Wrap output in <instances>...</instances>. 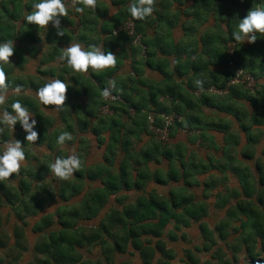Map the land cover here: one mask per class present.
<instances>
[{
  "label": "trees",
  "instance_id": "trees-1",
  "mask_svg": "<svg viewBox=\"0 0 264 264\" xmlns=\"http://www.w3.org/2000/svg\"><path fill=\"white\" fill-rule=\"evenodd\" d=\"M255 1L259 3V0ZM24 9L30 11V3L22 5L20 0H0V41L12 39L13 42H18L19 46L14 45L13 52V56L18 60L15 61L17 65H22L26 61L24 56L27 58L34 56L39 50L35 44L41 41V37L35 35L38 26L29 23L17 29V20L23 16ZM88 28L92 29L91 24ZM135 30L137 31L136 28ZM117 34L131 41V37L124 31H119ZM64 35L59 38L55 33H51L45 35V40L55 51L59 40H71L70 35L66 33ZM83 35L81 33L80 37L83 38ZM27 41L29 43L25 44ZM141 42L145 47L142 39ZM228 42H235L231 39V35L227 37ZM140 47L145 49L141 45ZM43 57L45 61L47 54ZM256 58L260 68L252 65L251 62L243 61V57L237 53L234 46L233 54L229 55L226 47V56L221 59L226 66L228 61L232 60L243 69L245 74L251 75L255 80L254 91L245 87L242 78L238 82L229 83L234 76V70L228 66L229 68H226L221 75L223 80L204 84L203 90L197 88L195 97L189 95L186 99L175 101L174 98L165 103L156 100L155 92H151L144 100L143 98L134 100L130 88L121 81H116V87L112 90V94L119 99L110 101L100 95L101 89L107 86L104 77H97L96 84L86 78L81 80L76 78L75 84L67 88L64 107L59 111L62 127L57 128H52V117L44 114L41 109L42 104L31 95L23 92L10 95L7 104L0 106V109L7 108L11 111V102L19 100L34 114L38 139L32 144L24 140L25 134L22 131L14 134V139L20 140L23 144L27 162L21 165L17 174L0 182V249L12 254V250L20 253L30 247L33 256L45 255L46 264L52 262L82 264L91 259H83L80 249L97 246L100 256L91 261H97L99 264H131L128 259L117 262V256L125 257L127 254L135 253L141 264L154 262L171 264L174 253L162 239L165 228L169 224L173 226L167 232L169 240H185L187 234L184 232L177 236V230L187 229L193 223H197L203 238L201 250L210 252L211 257H215V252L220 247L219 243L223 241L230 243L233 257L243 246L247 255L255 259L249 253L251 245L258 244L260 249H264L263 243H260L261 232L264 231V211L253 203L248 201L243 203L238 200L237 206L227 211L224 217L210 228L203 220L207 215L206 203L196 201L193 192L187 186L190 183L188 177H193L198 172H205L206 166H210L206 163L213 159L190 157L191 160L199 163L186 164L183 152L177 146L171 148L170 140L163 143L149 131L147 115L149 112L158 115L155 118L157 126L162 124L160 113L175 112L181 116V120L170 130V139L177 129H183L186 133H196L195 135L202 137L203 129L212 125L203 123L201 111L198 110L201 105L222 106L236 117H239L238 111L247 115V107L240 104L237 99L244 98L254 105L258 95L264 93V83L258 81V78H264L263 46L257 51ZM4 71L6 82L11 81L8 90L16 88L17 84L21 86L20 90L25 88L37 90L45 83L43 80L35 81L32 76L26 80L15 77L11 65L4 66ZM210 86L225 89L226 92L222 95L209 92ZM81 96L85 97L84 101L79 100ZM103 106H107L110 112L102 113ZM229 107H235L238 111H233ZM16 127L17 123L14 128ZM61 131H68L72 135V140L65 143L70 144L77 140V154L82 160L79 171L67 180L58 179L46 166L53 162L56 156L64 154V149L59 148L60 145L55 142L56 136ZM87 134L95 137L99 148L103 147L100 163L87 165L83 161L90 146ZM142 134L149 137V144L137 150L135 143L140 140ZM11 137V130L6 125L2 126L0 147L5 140L11 141ZM42 145L48 149V152L39 155L34 149ZM161 158L168 161L167 169L163 173L160 169L151 171L148 162L159 163ZM210 177L213 175L208 176V183ZM248 177L249 175L246 176V180H240L242 188L250 187L247 185V183L251 184L250 180H247ZM181 178L183 185L170 189L167 195L146 191V185L151 179L166 184L169 181L176 183ZM258 183L262 185L264 180L260 177ZM212 187L214 186L211 184ZM208 190L206 186L204 192ZM132 193H135L134 197H130ZM48 206L54 209L43 212ZM4 209L14 219L12 235L4 230V222H9V216L6 217L3 213ZM41 212L43 213L40 217L31 223L32 231L38 233V240H34L33 244L29 245L24 228L30 224V219ZM101 212L104 213L99 217ZM96 218L98 219L96 224H86ZM54 225L59 227L51 228ZM215 232L217 237H214ZM229 235H235L233 240H229ZM9 240H13V243L9 244ZM194 247L199 249L198 246ZM216 255L218 262L215 264L228 262L221 258L223 254ZM185 256L189 261L184 260V264L197 263L190 249L184 250Z\"/></svg>",
  "mask_w": 264,
  "mask_h": 264
},
{
  "label": "crops",
  "instance_id": "crops-1",
  "mask_svg": "<svg viewBox=\"0 0 264 264\" xmlns=\"http://www.w3.org/2000/svg\"><path fill=\"white\" fill-rule=\"evenodd\" d=\"M20 2L26 5L31 4L32 0H20ZM64 2L68 8V16L61 17V26L64 27V34L70 35L71 40L58 39L57 50L54 51L45 40V35L55 33L51 24L47 26L46 32L44 28H37L35 35L41 37L40 43L35 44L39 49L38 52L32 57L24 56L26 61L22 65H17L16 57L10 56L13 75L22 80L32 76L35 81L43 80L45 83L49 78L58 77L71 85L75 84L76 78L78 80L86 78L96 84L97 77H104L106 83L110 79L123 82L130 88L134 100H142V98L144 100L151 92H155V98L159 103L174 98L175 101L186 99L189 95L195 97L196 79H203L204 84L223 80L221 75L229 67L221 62V59L226 56L229 31L235 28L237 19L243 18L248 8L257 4L255 0H155L153 14L144 21H134L127 12L130 0H97L94 11L85 9L79 14L73 11L71 0ZM25 14L24 9L23 15ZM127 19L133 21L137 32L142 35L145 49H142L138 43L114 33V29ZM24 24L21 17L17 20V29ZM89 24L92 29L88 28ZM111 32L114 34H110ZM81 33L84 34L85 39L80 37ZM13 43L19 46L18 42ZM28 43L29 41L25 42ZM71 43H80L85 48L93 44L102 45L104 51H110L117 56L115 67L103 71L89 69L88 73L73 72L59 60L62 48ZM234 44L243 61L251 62L252 65L260 68L256 53L260 47H264V38H258L254 43L245 41ZM44 54H47L45 61ZM253 59L256 61H251ZM258 81L262 84L264 78H258ZM14 89L8 90L7 99L14 93L23 92L39 101L35 94L36 90L25 88L15 92ZM257 98L254 100V105L244 98L237 99L240 104L247 107V115L241 114L235 107H229L233 111H238L239 117L224 110L222 106L198 107L203 123L212 125L203 129L202 137H198L196 133H186L182 129L172 133L169 146L171 148L177 146L183 152L186 164L199 163L191 160L190 157L213 159L206 163L210 166L205 165V172H198L193 177H188L190 183L187 186L193 192L196 201L206 203L207 215L203 220L210 228L214 227L227 211L233 210L238 200L243 203L247 201L253 203L264 211V184L258 183L260 177L264 180V93L259 94ZM79 100L84 101L85 97L81 96ZM41 109L44 114L52 117V128L62 127L55 106L42 105ZM18 129H20L19 122L13 132L11 131L12 139L15 132H21ZM87 136L90 139V146L83 158L84 163L94 165L102 162L103 147L99 148L96 145L93 135L87 134ZM148 141L149 137L142 134L140 140L135 143L136 149L145 148L149 144ZM59 148L64 149L63 156L71 154L73 150L77 153L78 142L75 140L70 144L65 143ZM34 151L41 155L48 152V149L42 145L36 147ZM26 162L25 159L21 165ZM148 166L151 171L160 169L163 173L167 169L168 161L161 158L159 163L149 161ZM209 175L213 177H210L208 183ZM247 175H249L247 180H250L251 184L247 183L250 187L245 189L242 188L240 180H246ZM211 184L214 187L211 188ZM181 185L183 178L176 183L169 181L166 184L151 179L146 185V191L167 195L170 189ZM206 186L209 190L204 192ZM134 195L135 193H132L130 197ZM53 209L48 206L43 212ZM43 212L30 219L32 223ZM191 226L198 225L193 223ZM125 259L129 260L127 256L122 260Z\"/></svg>",
  "mask_w": 264,
  "mask_h": 264
},
{
  "label": "clouds",
  "instance_id": "clouds-1",
  "mask_svg": "<svg viewBox=\"0 0 264 264\" xmlns=\"http://www.w3.org/2000/svg\"><path fill=\"white\" fill-rule=\"evenodd\" d=\"M155 0H130L127 12L134 21H144L154 11ZM72 9L75 13H83L85 9L95 10L97 0H71ZM30 11L22 16L25 24H33L38 28H44L51 24L57 36L64 35V27L61 26V17L68 16V8L64 0H32ZM235 28L231 31V39L239 44L247 41L254 43L258 38H264V0H259L255 6L246 10L243 18L237 19ZM45 34V33H44ZM14 43L12 39L0 41V106L7 104V92L11 81H7L4 66L10 65L9 57L13 55ZM116 55L110 51H104L102 45H90L82 47L80 43H71L63 47L59 60L66 64L73 72L88 73L103 71L116 65ZM70 81V80H69ZM203 79H196L194 84L203 90ZM71 83H65L58 77H52L35 91L36 97L43 106L53 105L57 112L64 107L67 88ZM116 87L115 80H109L107 86L102 88L100 95L104 98L112 95ZM21 86L16 85L15 92L20 91ZM11 111L7 108L0 109V131L2 126H7L12 132L19 122L21 131L25 134L24 140L34 144L38 139L35 130L36 119L29 109L22 105L19 100H13L10 104ZM72 135L68 131H61L56 136V144L63 145L71 141ZM18 139L5 140L0 147V182L8 179L11 175L20 171L21 164L25 161V150ZM51 173L60 180H67L78 172L81 167V159L73 150L67 156H56L54 161L46 165Z\"/></svg>",
  "mask_w": 264,
  "mask_h": 264
},
{
  "label": "rangeland",
  "instance_id": "rangeland-1",
  "mask_svg": "<svg viewBox=\"0 0 264 264\" xmlns=\"http://www.w3.org/2000/svg\"><path fill=\"white\" fill-rule=\"evenodd\" d=\"M3 213L6 217L9 216L8 217L9 222L8 221L4 222V230L9 235H12L14 219L11 218L10 214L7 212L6 209L3 210ZM103 213L104 212H101L99 217L102 216ZM98 219L96 218L90 222H86V224L94 225L97 223ZM31 223L32 221L30 220V224H28V226L24 228L29 245H32L34 240H38L37 239L38 233L32 231ZM58 227L59 225H56V226L54 225L51 228H58ZM171 228H173L172 224L167 225V227L164 230V234L162 236V239L166 241L167 246L171 247L174 253V258L171 260V264H184V260L189 261V259L186 258V256L184 257L185 249H190L192 251L194 257L197 259L196 264H215L216 262H218V256L216 255L217 253H219L220 255L223 254L221 258L223 260L225 259L226 261H228L227 263L224 262V264H246L250 260L253 259L247 255L243 246L235 252V257H233V250L231 248L230 243L227 244L223 241L219 243L220 247H218V251L215 252V257H211L210 252L201 250L202 248L201 243H202L203 238H202V234L199 231L198 227L191 226L187 229L177 230V232L175 230H172V232H176L177 236H180L184 232L187 234L185 240L177 239L175 241H171L167 237V232ZM217 236H218L217 232H215L214 237H217ZM234 236L235 235H229V240H233ZM260 240H262V242L260 243H263L264 245V231L261 232ZM12 243H13V240H9V244H12ZM194 246H198L199 249H195ZM12 251L13 253L10 254L9 252L5 253L4 249H0V264H46L45 255L43 254L40 256L38 255V257L33 256L32 249L30 247H28L27 250L22 251L20 253L14 250ZM80 252L83 256V259L95 260L96 258L100 256V251L97 246H91L89 248H82L80 249ZM136 254L137 253L133 255L127 254V258H129V261L131 262V264H141ZM249 255L255 257V259L263 258L264 249L263 248L260 249L258 244L251 245V250H250ZM123 258L124 256H121V255L117 256V262H120ZM91 260L86 261L82 264H99L97 261H91ZM51 264H53V262ZM152 264H157V263L154 262Z\"/></svg>",
  "mask_w": 264,
  "mask_h": 264
},
{
  "label": "built area",
  "instance_id": "built-area-1",
  "mask_svg": "<svg viewBox=\"0 0 264 264\" xmlns=\"http://www.w3.org/2000/svg\"><path fill=\"white\" fill-rule=\"evenodd\" d=\"M119 31H124L128 34V36L131 37L132 42L138 43L144 48V45L141 43L142 35L137 32L134 28V23L131 19H127L125 22H123L120 26L116 27L114 29V33H118ZM234 42H228L227 44V52L229 55L233 54V47ZM227 65L234 70V76L232 79H230L229 83H235L240 81V79L244 82L245 87L249 89L250 91H254L255 89V80L253 77L249 74H245L243 72V69L239 66H237L232 60H229ZM209 92H213L219 95H222L226 92L225 89L216 88L215 86H210L208 88ZM107 100H116L119 99L118 96L112 94L110 97L106 98ZM102 113H109L110 110L107 106H103L101 108ZM158 116L155 112H149L147 115L148 120V129L151 131L161 142L166 143L170 140V130L174 124L179 122L181 120V116L175 112L171 113H160L159 117L162 119V124L157 126L155 124V118ZM183 130V129H182ZM185 131V130H184Z\"/></svg>",
  "mask_w": 264,
  "mask_h": 264
},
{
  "label": "water",
  "instance_id": "water-1",
  "mask_svg": "<svg viewBox=\"0 0 264 264\" xmlns=\"http://www.w3.org/2000/svg\"><path fill=\"white\" fill-rule=\"evenodd\" d=\"M246 264H264V257L263 258L252 259Z\"/></svg>",
  "mask_w": 264,
  "mask_h": 264
}]
</instances>
